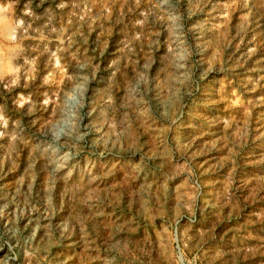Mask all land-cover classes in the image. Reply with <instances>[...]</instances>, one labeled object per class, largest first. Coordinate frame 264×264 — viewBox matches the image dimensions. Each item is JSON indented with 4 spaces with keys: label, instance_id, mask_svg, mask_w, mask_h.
<instances>
[{
    "label": "rangeland",
    "instance_id": "374dc122",
    "mask_svg": "<svg viewBox=\"0 0 264 264\" xmlns=\"http://www.w3.org/2000/svg\"><path fill=\"white\" fill-rule=\"evenodd\" d=\"M0 264H264V0H0Z\"/></svg>",
    "mask_w": 264,
    "mask_h": 264
}]
</instances>
